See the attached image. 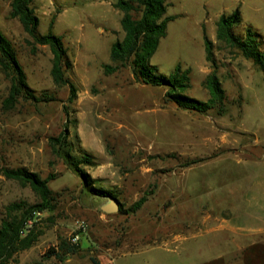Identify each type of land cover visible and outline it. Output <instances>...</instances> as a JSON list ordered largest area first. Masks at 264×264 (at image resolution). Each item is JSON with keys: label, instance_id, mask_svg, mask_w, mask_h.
Segmentation results:
<instances>
[{"label": "rangeland", "instance_id": "1", "mask_svg": "<svg viewBox=\"0 0 264 264\" xmlns=\"http://www.w3.org/2000/svg\"><path fill=\"white\" fill-rule=\"evenodd\" d=\"M11 2L0 0V32L39 102L20 97L9 104L12 77L0 67V224L22 214L14 205H41L28 182L5 170L34 173L52 192L46 208L26 224L31 246L11 264H91L90 258L99 264H217V255L230 248L228 237L204 231L233 211L207 201L231 206L239 197L244 205L240 190L264 178V73L218 40L217 22L237 10L241 24L234 32L251 27L264 37V0H164L163 17L173 20L150 64L165 76L178 64L189 69L186 95L207 101L204 83L214 71L206 60L207 39L227 97L220 116L166 103L165 90L135 82L130 66L105 74L103 66H115L111 45L125 37L118 0H33L37 32L60 36L67 49L72 68L64 77L75 87L70 98L69 87L53 81L50 48L11 16ZM44 93L54 100L40 101ZM90 187L112 193L121 210L102 213L106 198ZM141 198L147 200L135 210ZM76 235L74 254H65L59 245H70ZM49 249L61 257H49Z\"/></svg>", "mask_w": 264, "mask_h": 264}, {"label": "trees", "instance_id": "2", "mask_svg": "<svg viewBox=\"0 0 264 264\" xmlns=\"http://www.w3.org/2000/svg\"><path fill=\"white\" fill-rule=\"evenodd\" d=\"M33 0H12L11 16L18 19L25 32L39 45L48 46L53 54V67L51 75L57 85H67L70 98L75 94L73 84L65 79L64 75L72 68L67 49L64 47L62 38L51 32L41 35L37 32L38 19L33 15L30 4ZM115 8L123 13L120 21L122 30L125 32L124 39L115 41L110 48V59L115 66H103L105 74H113L120 68L130 66L135 82L145 86L157 87L165 90L163 99L166 103L174 104L178 109L205 115L215 113L220 116L226 109V94L215 74V63L211 43L205 39L206 60L212 64L214 71L209 75L204 86L209 91V99L200 101L186 95L191 88L190 70H182L178 64L174 71L165 76L159 73L158 68L150 64V59L158 48L159 42L166 36L167 24L173 17H163L166 12L164 0H118ZM133 14L135 16H133ZM241 24V17L237 10L230 15H222L217 22V38L228 47L236 49L247 60L251 61L262 73H264V37L251 27H245L241 34H236L234 29ZM0 67L3 72L12 77V85L8 97V103L12 104L20 97L25 100L39 102L34 91L26 84V77L17 62L16 53L12 44L0 32ZM54 96L44 93L40 101L51 102ZM53 142H60L51 139ZM55 146H57L55 144ZM68 155H66L67 157ZM88 162L87 159H84ZM67 162L76 171L83 182L89 177L77 169L76 161L67 157ZM83 162V161H82ZM200 161H193L185 165L190 167ZM6 176L28 182L33 190L41 198V205H33L27 208L14 205V209H22L19 217L3 220L0 224V264H11L17 252L31 246L29 235L24 234L26 224L33 219L34 214L40 209L46 208L51 200L52 192L47 186L48 181L41 180L36 174L24 169L5 170ZM95 196L105 199L114 195L109 191L90 187ZM116 200V199H115ZM146 198H141L134 204V209H139ZM118 202V201H117ZM119 210L121 206L119 204ZM59 248L65 254H74V247L61 243ZM60 252V251H59ZM49 249V257L59 259L61 253ZM92 264H99L90 258ZM39 264V263H36Z\"/></svg>", "mask_w": 264, "mask_h": 264}, {"label": "crops", "instance_id": "3", "mask_svg": "<svg viewBox=\"0 0 264 264\" xmlns=\"http://www.w3.org/2000/svg\"><path fill=\"white\" fill-rule=\"evenodd\" d=\"M191 171L192 169H189L188 172ZM262 181L264 178L259 182L255 181L252 188L240 190L242 198L246 200L244 205L237 204L239 197L234 198L235 204L231 206H214L215 201H207L213 205L211 208L233 211L232 217L217 219L218 223L214 228L204 231L218 232L228 237L225 241L229 243L230 248L217 255L215 261L217 264H252L253 261L264 258V182ZM207 264H214V261Z\"/></svg>", "mask_w": 264, "mask_h": 264}, {"label": "water", "instance_id": "4", "mask_svg": "<svg viewBox=\"0 0 264 264\" xmlns=\"http://www.w3.org/2000/svg\"><path fill=\"white\" fill-rule=\"evenodd\" d=\"M106 203L100 207V211L104 214H116L119 211V203L113 197H107Z\"/></svg>", "mask_w": 264, "mask_h": 264}, {"label": "built area", "instance_id": "5", "mask_svg": "<svg viewBox=\"0 0 264 264\" xmlns=\"http://www.w3.org/2000/svg\"><path fill=\"white\" fill-rule=\"evenodd\" d=\"M78 239H79V238H78L77 235L74 236V237H72V238L69 240L70 245H71V246L77 245Z\"/></svg>", "mask_w": 264, "mask_h": 264}]
</instances>
